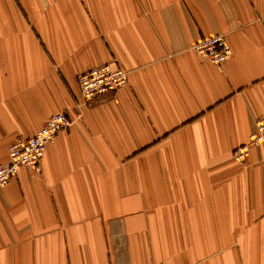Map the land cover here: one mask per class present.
I'll use <instances>...</instances> for the list:
<instances>
[{"label": "crops", "instance_id": "1", "mask_svg": "<svg viewBox=\"0 0 264 264\" xmlns=\"http://www.w3.org/2000/svg\"><path fill=\"white\" fill-rule=\"evenodd\" d=\"M226 36L221 66L193 47ZM128 84L80 109L78 77ZM73 121L0 188V264H264V0H0V166Z\"/></svg>", "mask_w": 264, "mask_h": 264}, {"label": "built area", "instance_id": "2", "mask_svg": "<svg viewBox=\"0 0 264 264\" xmlns=\"http://www.w3.org/2000/svg\"><path fill=\"white\" fill-rule=\"evenodd\" d=\"M195 51L203 60L221 66L225 60L233 55L232 48L224 35L205 39L198 42ZM128 73L117 66L113 60L110 63L95 67L78 77L80 103L82 109L100 97L117 92L128 84ZM73 124L63 113L55 114L34 135L19 138L9 148V161L0 166V188L6 186L10 180L18 175L23 167L41 171V160L46 148L53 144L58 135L67 131ZM254 148H262L264 153V116L256 121V129L250 136L249 142L238 147L233 156L238 162H243Z\"/></svg>", "mask_w": 264, "mask_h": 264}]
</instances>
